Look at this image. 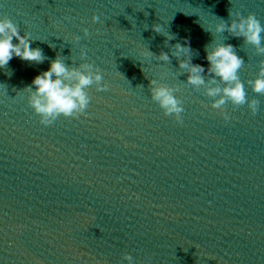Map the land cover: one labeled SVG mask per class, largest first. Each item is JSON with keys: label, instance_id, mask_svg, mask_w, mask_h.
I'll use <instances>...</instances> for the list:
<instances>
[{"label": "water", "instance_id": "water-1", "mask_svg": "<svg viewBox=\"0 0 264 264\" xmlns=\"http://www.w3.org/2000/svg\"><path fill=\"white\" fill-rule=\"evenodd\" d=\"M229 12L264 24V0H0V18L46 57L0 69V264H128L125 253L134 264H264V95L247 84L264 55L215 32ZM185 41L205 68L206 46L236 47L255 116L228 103L225 121L185 83L171 57ZM57 56L94 63L109 90L90 87L85 114L46 127L26 87ZM151 79L179 88L183 124L152 101Z\"/></svg>", "mask_w": 264, "mask_h": 264}, {"label": "clouds", "instance_id": "clouds-1", "mask_svg": "<svg viewBox=\"0 0 264 264\" xmlns=\"http://www.w3.org/2000/svg\"><path fill=\"white\" fill-rule=\"evenodd\" d=\"M92 21L98 23L100 16L93 14ZM153 30L160 34L161 27L154 25ZM82 31L84 36L89 35L88 28H83ZM225 31L235 38H242L244 43L254 46L257 55H264V24L255 14L249 13L244 16L239 12H229V19L220 18V22L215 26V32L224 33ZM73 39L79 42L82 37L76 35ZM173 39L175 37L171 36L166 37L165 40L169 43ZM33 42L31 33L22 34L19 26L12 19L7 16L0 18V69H6L14 57L29 63H43L46 59L44 52L39 47L33 48ZM172 48L174 52L171 57H175L178 61L179 69L183 70L182 75L187 74L185 83L196 91L203 88L204 94L213 100L211 107L220 110L225 121L231 119L224 111L228 103L233 106L247 104L252 115L257 114L260 102L255 98L250 101L248 99L245 82L239 75L245 60L237 54L234 45L220 43L211 50L206 46L207 68L193 63V49L187 41L183 44L177 42L172 45ZM141 55L157 56L150 50L142 52ZM80 56L81 60L87 61L86 47H81ZM171 57L168 52L161 50L157 59L167 63L171 61ZM247 84L255 93L264 95V60L260 61L257 77L254 80H248ZM92 86H95L98 92L109 90V85L104 82L102 69L92 62H83L78 67H72L57 56L51 61L48 70L36 75L31 85L26 87L29 92L28 104L40 117V123L46 127L53 125L61 116L78 119L89 107L92 98L87 90ZM149 88L152 101L160 106L164 115L174 117L177 123L183 124L182 113L185 109L183 101L176 95L179 88L159 83L156 79L150 80ZM122 261L134 264V257L125 253Z\"/></svg>", "mask_w": 264, "mask_h": 264}]
</instances>
